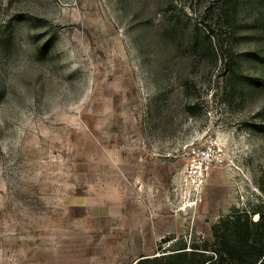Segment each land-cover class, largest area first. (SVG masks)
Segmentation results:
<instances>
[{
    "label": "rangeland",
    "instance_id": "rangeland-1",
    "mask_svg": "<svg viewBox=\"0 0 264 264\" xmlns=\"http://www.w3.org/2000/svg\"><path fill=\"white\" fill-rule=\"evenodd\" d=\"M256 207L264 0H0V264H136Z\"/></svg>",
    "mask_w": 264,
    "mask_h": 264
},
{
    "label": "trees",
    "instance_id": "trees-1",
    "mask_svg": "<svg viewBox=\"0 0 264 264\" xmlns=\"http://www.w3.org/2000/svg\"><path fill=\"white\" fill-rule=\"evenodd\" d=\"M256 218V219H254ZM213 241L184 242L136 264H264V211L233 209L211 227ZM167 242V241H166Z\"/></svg>",
    "mask_w": 264,
    "mask_h": 264
},
{
    "label": "built area",
    "instance_id": "built-area-1",
    "mask_svg": "<svg viewBox=\"0 0 264 264\" xmlns=\"http://www.w3.org/2000/svg\"><path fill=\"white\" fill-rule=\"evenodd\" d=\"M189 164L178 173L177 179L188 195L200 199L204 191L208 174L213 167L223 163L222 151L214 144H209L194 149L188 153Z\"/></svg>",
    "mask_w": 264,
    "mask_h": 264
}]
</instances>
